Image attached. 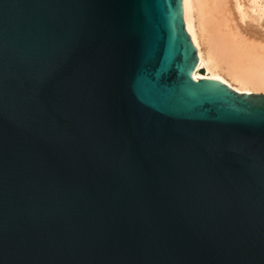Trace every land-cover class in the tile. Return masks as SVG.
<instances>
[{
	"label": "water",
	"instance_id": "1",
	"mask_svg": "<svg viewBox=\"0 0 264 264\" xmlns=\"http://www.w3.org/2000/svg\"><path fill=\"white\" fill-rule=\"evenodd\" d=\"M198 63L183 0H0V264H264V92Z\"/></svg>",
	"mask_w": 264,
	"mask_h": 264
},
{
	"label": "bare ground",
	"instance_id": "2",
	"mask_svg": "<svg viewBox=\"0 0 264 264\" xmlns=\"http://www.w3.org/2000/svg\"><path fill=\"white\" fill-rule=\"evenodd\" d=\"M183 6L199 56L194 76L263 91L264 0H183Z\"/></svg>",
	"mask_w": 264,
	"mask_h": 264
},
{
	"label": "rangeland",
	"instance_id": "3",
	"mask_svg": "<svg viewBox=\"0 0 264 264\" xmlns=\"http://www.w3.org/2000/svg\"><path fill=\"white\" fill-rule=\"evenodd\" d=\"M257 92H259V91H257ZM261 92H264V90H263V91H261Z\"/></svg>",
	"mask_w": 264,
	"mask_h": 264
}]
</instances>
